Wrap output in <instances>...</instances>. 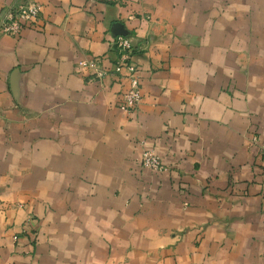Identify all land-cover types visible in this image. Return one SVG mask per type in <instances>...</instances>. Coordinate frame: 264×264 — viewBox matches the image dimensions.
I'll return each mask as SVG.
<instances>
[{
    "label": "crops",
    "instance_id": "obj_1",
    "mask_svg": "<svg viewBox=\"0 0 264 264\" xmlns=\"http://www.w3.org/2000/svg\"><path fill=\"white\" fill-rule=\"evenodd\" d=\"M26 1L40 22L0 36V264H264V0H0V19Z\"/></svg>",
    "mask_w": 264,
    "mask_h": 264
},
{
    "label": "built area",
    "instance_id": "obj_2",
    "mask_svg": "<svg viewBox=\"0 0 264 264\" xmlns=\"http://www.w3.org/2000/svg\"><path fill=\"white\" fill-rule=\"evenodd\" d=\"M42 19V5L36 1H26L17 6L8 8L0 19V36L17 37L28 25H37ZM118 50V60L113 67V72L126 73L128 87L123 95L121 110L126 114L135 113L142 102L140 74L133 61L134 48L128 37L118 36L114 40ZM93 67H98V62H92ZM107 74L105 71L98 73L99 78ZM261 154L264 156V149ZM143 168L155 173L164 174L169 171V167L163 162L162 158L155 152L144 151L141 157Z\"/></svg>",
    "mask_w": 264,
    "mask_h": 264
}]
</instances>
